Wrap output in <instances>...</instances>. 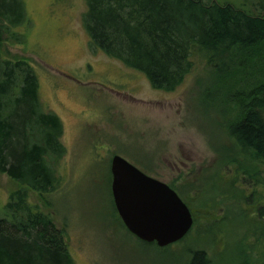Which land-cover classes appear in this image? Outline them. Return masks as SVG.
<instances>
[{
	"label": "rangeland",
	"instance_id": "374dc122",
	"mask_svg": "<svg viewBox=\"0 0 264 264\" xmlns=\"http://www.w3.org/2000/svg\"><path fill=\"white\" fill-rule=\"evenodd\" d=\"M23 3L30 23L17 31L24 42L7 44L3 56L30 64L40 108L60 119L65 149L53 164L60 186L45 201L34 193L28 201L62 230L73 263L186 264L189 250L202 249L211 264H251L264 249L254 189L226 161L232 142L225 122L243 83L228 91L197 60L172 91L153 89L143 74L90 45L86 0ZM115 155L186 204L193 225L183 242L161 249L126 230L111 194ZM16 188L0 173V217Z\"/></svg>",
	"mask_w": 264,
	"mask_h": 264
},
{
	"label": "trees",
	"instance_id": "16d2710c",
	"mask_svg": "<svg viewBox=\"0 0 264 264\" xmlns=\"http://www.w3.org/2000/svg\"><path fill=\"white\" fill-rule=\"evenodd\" d=\"M86 6L90 45L143 74L153 89L172 91L197 60L228 91L243 83L237 111L225 122L232 142L226 161L253 186L263 243L264 0H86ZM29 23L23 0H0V173L17 187L0 217V264H74L62 230L28 201L30 193L45 201L60 186L53 164L65 154L61 121L40 108L30 64L3 56L7 44H23L17 30ZM186 264L211 260L193 249ZM251 264H264V249Z\"/></svg>",
	"mask_w": 264,
	"mask_h": 264
},
{
	"label": "water",
	"instance_id": "95a60500",
	"mask_svg": "<svg viewBox=\"0 0 264 264\" xmlns=\"http://www.w3.org/2000/svg\"><path fill=\"white\" fill-rule=\"evenodd\" d=\"M110 174L116 212L126 230L139 241L164 248L190 232L192 215L167 184L117 155L111 159Z\"/></svg>",
	"mask_w": 264,
	"mask_h": 264
}]
</instances>
